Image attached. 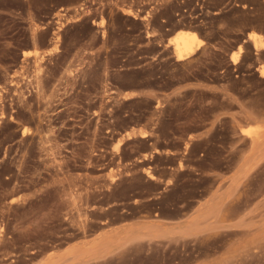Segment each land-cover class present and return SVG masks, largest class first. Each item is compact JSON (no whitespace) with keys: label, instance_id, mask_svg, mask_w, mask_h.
<instances>
[{"label":"rangeland","instance_id":"rangeland-1","mask_svg":"<svg viewBox=\"0 0 264 264\" xmlns=\"http://www.w3.org/2000/svg\"><path fill=\"white\" fill-rule=\"evenodd\" d=\"M176 29H194L210 43L178 61L174 38L166 45ZM248 32L264 38V0H0V264H264V64L242 68L248 75L233 81L228 62ZM161 50L148 68L132 70ZM113 68L123 69L121 88L160 73L168 75L164 87L227 80L247 101L216 136L250 139L248 176L221 221L191 239L149 248L123 229L153 209L132 201L157 185L134 158L146 141L121 134L151 108L119 103L107 79ZM197 107L167 110L189 117L198 109L188 130L211 114ZM239 159L238 151L230 156ZM178 190L197 193L188 183Z\"/></svg>","mask_w":264,"mask_h":264},{"label":"crops","instance_id":"crops-1","mask_svg":"<svg viewBox=\"0 0 264 264\" xmlns=\"http://www.w3.org/2000/svg\"><path fill=\"white\" fill-rule=\"evenodd\" d=\"M181 31L184 30L173 31L167 37L166 45L169 46V41ZM186 31L196 33L203 41L197 50L210 43L198 31L194 29ZM249 33L247 38L237 44L235 50L229 51L228 62L232 69L233 81H241L248 75V72L240 71L242 68L251 70L253 67L259 70L260 65L264 64V59L257 56L258 50H252V61L247 60L246 43L251 42L248 38ZM239 45H242L244 50L240 58L233 62L230 58L239 51L241 47ZM212 46L217 47L216 44ZM262 49L259 51H264V48ZM163 51L155 53L151 56L152 60L142 62L132 70L138 73L148 68ZM233 51L236 52L232 53ZM192 55L182 60L176 59L185 61ZM114 69H109L107 79L112 86L118 88L112 89L111 93L117 94L119 103L127 102L132 105L130 108H151L146 119L130 125L121 134L126 141L137 138L146 141L145 147L139 149L134 158L139 163L146 164V169L149 168L152 173L151 176L145 175V181L157 185L150 192L135 196L132 201L134 204L153 202V209L127 220L123 223V229L134 237L133 243L146 244L149 248L191 239L208 224L221 221L225 216L224 210L232 205L233 193L239 181L248 176L244 161L251 147V142H247L249 138L241 134L232 135L227 142H223L216 136V132L222 128L224 119L238 120L242 108H248L247 101L227 80L216 82L196 78L164 87L163 83L168 75L163 77L160 73L150 74L135 85L121 88L115 83L117 75L123 69ZM152 81L156 84H152ZM202 93L209 94V97L198 99ZM146 101L151 102L150 107L142 105ZM192 107L212 108V111L207 120L197 122L188 130L186 128L192 124L191 119L197 116L198 109L189 117L186 115L177 117L167 110V108L186 110ZM244 143L246 146L247 143L250 145L243 147ZM236 151L240 153V159L237 163H231L230 156ZM159 158H162L163 162H158ZM205 179H209L210 183H204ZM185 183L196 185V195H185L178 190ZM174 192L178 195L169 199V195Z\"/></svg>","mask_w":264,"mask_h":264},{"label":"bare ground","instance_id":"bare-ground-1","mask_svg":"<svg viewBox=\"0 0 264 264\" xmlns=\"http://www.w3.org/2000/svg\"><path fill=\"white\" fill-rule=\"evenodd\" d=\"M249 39L252 40L254 49L259 51L260 49L264 48V38H262L261 36L251 35ZM174 42L175 44L173 49L176 52L178 60H182L191 56L203 44V41L197 36V34L191 31L179 32L174 37ZM32 53L33 52H25L23 56L28 58L31 57ZM35 53V55H38L37 51ZM261 69L263 75L264 68Z\"/></svg>","mask_w":264,"mask_h":264}]
</instances>
